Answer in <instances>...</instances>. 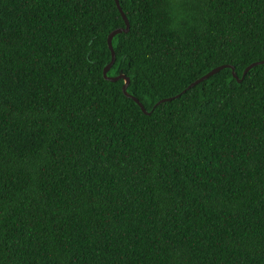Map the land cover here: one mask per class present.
I'll list each match as a JSON object with an SVG mask.
<instances>
[{
    "label": "trees",
    "instance_id": "1",
    "mask_svg": "<svg viewBox=\"0 0 264 264\" xmlns=\"http://www.w3.org/2000/svg\"><path fill=\"white\" fill-rule=\"evenodd\" d=\"M119 1L150 114L115 0H0V264H264V64L188 89L264 0Z\"/></svg>",
    "mask_w": 264,
    "mask_h": 264
},
{
    "label": "water",
    "instance_id": "2",
    "mask_svg": "<svg viewBox=\"0 0 264 264\" xmlns=\"http://www.w3.org/2000/svg\"><path fill=\"white\" fill-rule=\"evenodd\" d=\"M116 1V4L118 6V9L120 11V13L122 14L125 22H126V27L125 28H117L115 30H113L112 32H110L109 36H108V45H109V48H110V51H111V54H112V59L110 61V63L108 65H106V67L104 68V77L107 79V80H110V81H117V80H120V79H124V85L122 87V90L124 92V94L130 98H132L142 109V111L145 113V114H150L151 112L147 111V109L144 107V105L142 104V102L135 96L131 95L128 93V86L130 84V78L127 77L125 74L121 73L117 76H109L108 73L109 71L111 70L112 66L114 65L115 61H116V53H115V50H114V47H113V44H112V40L113 38L119 34V33H122V32H129L130 30V23H129V20H128V17L127 15L125 14L124 10L122 9L121 5H120V1L119 0H115ZM261 64H264V60H261V61H257V62H254L252 64H250L246 70L244 71L243 73V76L240 78L237 74V72L235 71V68L234 66L232 65H229V64H226V65H221L219 67H216L214 69H212L211 71H209L207 74H205L204 76H202L200 79L196 80L195 82L191 83L188 87V89L196 86L197 84H199L200 82L210 78L211 76L217 74L218 72H220L221 70H223L224 68H231L232 69V72H233V76L234 78L237 79L238 82H241L245 75L255 66H258V65H261ZM186 89V90H188ZM184 90V92L186 91ZM179 96V95H177ZM172 98H164L162 100H160L157 104H161V103H164L166 101H170L172 100Z\"/></svg>",
    "mask_w": 264,
    "mask_h": 264
}]
</instances>
